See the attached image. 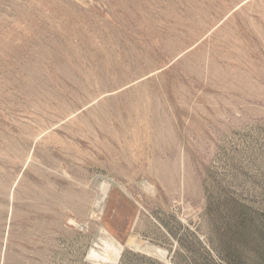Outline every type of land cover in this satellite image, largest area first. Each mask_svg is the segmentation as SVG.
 <instances>
[{"label": "rangeland", "instance_id": "374dc122", "mask_svg": "<svg viewBox=\"0 0 264 264\" xmlns=\"http://www.w3.org/2000/svg\"><path fill=\"white\" fill-rule=\"evenodd\" d=\"M0 264H264V0H0Z\"/></svg>", "mask_w": 264, "mask_h": 264}, {"label": "bare ground", "instance_id": "6f19581e", "mask_svg": "<svg viewBox=\"0 0 264 264\" xmlns=\"http://www.w3.org/2000/svg\"><path fill=\"white\" fill-rule=\"evenodd\" d=\"M113 250V249H112ZM119 253H120V250H118V249H116L115 247H114V256L117 258L118 257V255H119ZM95 255H97V254H95ZM98 256V255H97ZM99 257V256H98ZM104 261H105V259H103Z\"/></svg>", "mask_w": 264, "mask_h": 264}]
</instances>
